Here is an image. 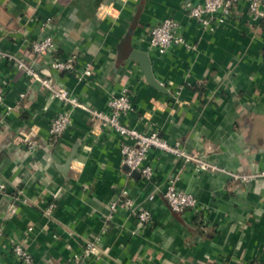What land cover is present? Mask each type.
<instances>
[{
  "label": "crops",
  "instance_id": "crops-1",
  "mask_svg": "<svg viewBox=\"0 0 264 264\" xmlns=\"http://www.w3.org/2000/svg\"><path fill=\"white\" fill-rule=\"evenodd\" d=\"M186 1L0 0V51L24 58L102 111L127 86L128 126L157 131L226 170L258 174L264 171V15L252 17L242 2L209 32L187 16ZM168 16L193 48L159 53L149 46L148 28ZM47 19L51 24L41 29ZM46 34L58 57L78 54L75 69L53 71L32 52L30 43ZM133 50L147 53L165 92L146 81ZM86 63L92 73L79 79ZM0 86V176L9 186L0 194V264H20L9 248L14 242L28 248L32 264H71L82 242L95 238L100 256L82 264H264V176L242 185L151 149L145 163L154 176L147 181L122 163L121 144L129 140L83 109H73L67 130L51 137V120L68 106L7 60H0ZM171 174L177 189L196 197L194 208H169L163 191ZM122 189L136 209L151 212V222L140 225L136 214L110 209ZM20 192L24 201L14 200Z\"/></svg>",
  "mask_w": 264,
  "mask_h": 264
},
{
  "label": "built area",
  "instance_id": "built-area-1",
  "mask_svg": "<svg viewBox=\"0 0 264 264\" xmlns=\"http://www.w3.org/2000/svg\"><path fill=\"white\" fill-rule=\"evenodd\" d=\"M242 2H247L248 11L252 17L261 18L264 15L261 9L264 0H188L184 4V9L187 16L194 19L203 30L213 32L221 20L233 17L236 7ZM50 24V19L45 20L41 24V29ZM148 40L149 46L159 53H164L173 46L193 48V45L189 44L183 36L179 22L171 16L165 17L148 28ZM30 48L35 54L45 56L49 68L53 71L66 72L75 69L78 54L73 52L65 58L58 57L56 55L58 48L51 34L33 40L30 43ZM0 60L12 62L17 68L22 69L31 80L39 82L53 98L68 106L58 112L51 120L48 129L51 137L59 138L67 130L72 121L73 109H83L98 124L114 130L129 140L121 144L122 163L129 168V172L136 171L147 181L152 180L154 176L152 166L145 163L146 155L151 149L181 157L186 162L193 163L197 171L224 172L231 181L242 185L250 182L256 176H264V171H260L258 174H242L237 171L226 170L204 160L195 153L186 152L177 144H169L157 131L142 132L128 126L123 122V116L133 110V104L132 94L127 86H123L118 94L111 95L107 101L108 110L102 111L79 102L65 87L55 86L49 78L42 76L31 65L27 64L24 58L0 51ZM80 73L79 79L91 75L90 65L88 63L84 64ZM2 100L3 92L0 86V102ZM27 146L29 149H33L35 143L27 140ZM177 180L178 176L176 174H171L166 179L163 197L173 212L181 213L184 210L194 208L197 199L193 194L177 189ZM8 190V183L0 176V194H8ZM14 200L24 201L22 193L17 194ZM54 207L55 205H50L46 210L47 213H50ZM119 207L136 214L140 225L152 221L151 212L147 209H136L134 201L128 195L126 189H122L119 197L110 202L112 211ZM7 212L9 215H14L16 209L14 206H10ZM28 229L30 230L31 226H28ZM2 235L3 230L0 228V239ZM98 241V238L83 241L81 250L72 256L71 264H82L91 257H99ZM9 248L17 262L32 264L31 253L23 243L14 242ZM106 264L112 263L107 262Z\"/></svg>",
  "mask_w": 264,
  "mask_h": 264
},
{
  "label": "water",
  "instance_id": "water-1",
  "mask_svg": "<svg viewBox=\"0 0 264 264\" xmlns=\"http://www.w3.org/2000/svg\"><path fill=\"white\" fill-rule=\"evenodd\" d=\"M130 58L140 64L145 79L151 86H153L154 88H156L161 92H165V88L157 80H155V78L152 75L150 60L146 52L133 50ZM127 170L129 171L128 167ZM131 173L139 174L136 171H131Z\"/></svg>",
  "mask_w": 264,
  "mask_h": 264
}]
</instances>
